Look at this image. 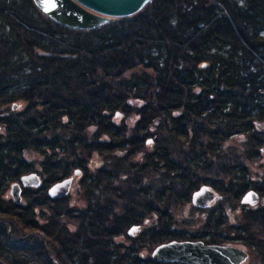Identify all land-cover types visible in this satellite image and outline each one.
Wrapping results in <instances>:
<instances>
[{
    "label": "trees",
    "instance_id": "1",
    "mask_svg": "<svg viewBox=\"0 0 264 264\" xmlns=\"http://www.w3.org/2000/svg\"><path fill=\"white\" fill-rule=\"evenodd\" d=\"M263 124L264 0H150L92 29L0 0V264H183L151 259L170 241L264 264ZM74 172L80 209L47 196ZM202 185L227 202L192 231L175 213ZM248 191L257 208L230 222Z\"/></svg>",
    "mask_w": 264,
    "mask_h": 264
},
{
    "label": "water",
    "instance_id": "2",
    "mask_svg": "<svg viewBox=\"0 0 264 264\" xmlns=\"http://www.w3.org/2000/svg\"><path fill=\"white\" fill-rule=\"evenodd\" d=\"M36 7L57 23L71 29H92L107 18H124L138 13L150 0H32ZM40 178L35 173L20 177L8 190L9 198L21 202L22 188H38ZM71 188V178L53 184L47 190L51 200L65 197ZM219 199L208 186L202 185L190 198L194 208L205 209ZM240 202L255 206L258 195L248 191ZM138 227L128 230L134 236ZM248 258L245 249L233 245L204 244L201 241H170L158 245L151 253L155 262H178L183 264H243Z\"/></svg>",
    "mask_w": 264,
    "mask_h": 264
},
{
    "label": "rangeland",
    "instance_id": "3",
    "mask_svg": "<svg viewBox=\"0 0 264 264\" xmlns=\"http://www.w3.org/2000/svg\"><path fill=\"white\" fill-rule=\"evenodd\" d=\"M48 18H50V17H48ZM107 19H109V18H107ZM107 19H105L103 23H105L107 21ZM51 20L54 21L53 19H51ZM54 22H56V21H54ZM103 23L100 24L99 26L103 25ZM262 127L264 129V124ZM93 162L99 163L100 160L97 161L96 159H94ZM249 170H250V176L254 180H256V179H260L262 181L264 180V178H263L264 177V148H263V151H262L260 158L257 159L253 164H251V167L249 168ZM256 175H257V177H256ZM79 180H80V177L78 178L77 182L74 181L68 197L65 198L68 202H70V204L73 205V207H75V209L83 208V206L85 205V201H84L83 197L78 192ZM226 202L227 201H225L224 199L221 198V200H219L217 202L215 201V203L212 206H216L218 204H223V203H224V205H226ZM242 205L246 206V208H257V206H258V204H257L254 207H252V206H249L247 204L241 203V205L236 206V208L234 210L229 211L228 219H230V222H232V221L240 222L241 213H242ZM179 208L180 209L175 213V219L179 220V221H185L187 223V224H185L186 229L195 231L201 227V223L203 222V217H204V215H202V214H204V212L194 210L195 208L192 206L191 201L189 203L183 205L182 207L180 206ZM191 220L194 221L193 224H189V221H191ZM42 223L43 222L40 220V224H42ZM138 231L136 232V234L138 233ZM127 236H129L128 233H127ZM134 236H132V237H134ZM118 241L125 243V240H123V238H119ZM236 247L245 249L243 246H236ZM146 252H147V250H144V254ZM247 253H248V258L246 259V261L243 264H262L260 262L259 258H257V256L252 254L251 251H247Z\"/></svg>",
    "mask_w": 264,
    "mask_h": 264
},
{
    "label": "flooded vegetation",
    "instance_id": "4",
    "mask_svg": "<svg viewBox=\"0 0 264 264\" xmlns=\"http://www.w3.org/2000/svg\"><path fill=\"white\" fill-rule=\"evenodd\" d=\"M80 175L81 174L79 172H74L71 175H67L65 178L61 179L60 181H62L64 179H67V178H71V188H72V184L74 183V181L77 182V180L80 177ZM60 181H58V182H60ZM58 182H56V183H58ZM71 188H70V190H71ZM70 190H69V192H70ZM69 192H68V194L65 197L59 198L57 200L65 199L66 197H68Z\"/></svg>",
    "mask_w": 264,
    "mask_h": 264
}]
</instances>
